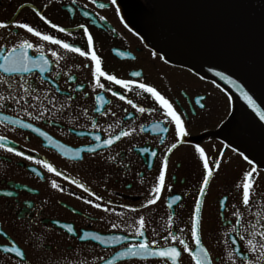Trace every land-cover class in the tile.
I'll list each match as a JSON object with an SVG mask.
<instances>
[{"label": "flooded vegetation", "instance_id": "1", "mask_svg": "<svg viewBox=\"0 0 264 264\" xmlns=\"http://www.w3.org/2000/svg\"><path fill=\"white\" fill-rule=\"evenodd\" d=\"M101 4L105 7H100ZM33 7L53 23L67 28L71 35L45 24L36 16ZM85 11L88 16L84 15ZM0 20L29 23L41 32H48L86 50L87 38L83 29L78 27L84 24L93 36L94 50L101 57L103 70L118 78L142 80L156 87L184 117L187 131V136L182 137V142L168 155L166 184H171L172 188H163L155 205L139 207L149 198L148 193L166 149L175 142L174 126L164 121L159 105L150 94L140 92L137 95L140 90L134 86L125 90L102 79L106 88L121 92L135 104L146 109H158L139 113L105 89L92 87L91 68L84 67L91 63L88 58L66 53L59 46L42 41L23 29L12 28L17 36H11L7 29H0V37H4L0 44L10 45L18 38H27L34 44H43L45 55L50 60L49 48L60 53L63 59L59 68L50 64L49 71L45 73L34 69L30 75H23L35 82L41 89V95L51 88L57 105H69L62 112H54L49 117L52 122L31 120L10 101L7 107L0 108V115L32 123L34 128L47 132L66 147L82 150V159L72 154L65 155L57 145L50 144L33 129L0 122V135L8 137L9 146L51 163L62 173L57 176L43 165L0 149V264H102L98 257L112 260V264H164L162 259L153 257H118L114 260L113 257L128 243L134 242L131 237L140 215L145 217L144 232L149 241L157 239L163 245V237L173 230L182 235L190 246L193 245L190 217L203 177L196 144L205 150L210 167L215 159L221 160L201 197V239L215 264H229L226 252L231 250V243L225 233L232 225L225 220L234 222L232 213L237 208L248 222L257 219L254 215L257 211H264V146L230 123V101L214 82L200 77L175 58V55L189 56L191 52L176 33L162 27L150 0H116L115 4L111 0H52L51 3L50 0H0ZM29 54L35 55V49L29 50ZM57 71L59 76L54 77L52 73ZM133 72L142 75L133 77ZM69 74L74 80L68 79ZM21 75L10 77L17 82L14 87L18 88ZM77 83L84 87L73 92ZM57 86L59 93L55 92ZM6 89L7 85H0L5 95ZM97 94L104 95L111 103L98 105L95 101ZM68 96L72 99L69 100ZM96 107H100L101 112L111 109L116 115H101L94 110ZM85 108L88 109L87 115L83 111ZM93 119L99 125L96 129L91 127ZM117 120L134 128L135 132L108 148L97 149L95 154L89 153L87 147L95 143L89 133L95 132L107 138V126L112 124L113 130H118ZM157 122L168 127L169 131L161 132L158 127L153 130L152 126ZM141 125L144 126L143 131ZM143 148L148 152L141 151ZM153 151L155 156H152ZM239 152L247 155L258 167L256 187L259 195L254 196L250 210L240 203L241 189L236 187L242 180L243 171L250 168ZM117 153L122 155L117 156L115 162L107 160L109 155L116 156ZM141 177L144 183L140 182ZM51 181H56L61 187L54 189ZM74 181L85 184L101 196L103 199L98 202L102 208L87 204L85 199L97 201ZM172 196H180V200L171 201ZM224 197L228 199L222 208L219 201ZM109 201L113 203L108 204ZM105 205L114 207L115 211H104ZM120 205H131L137 211ZM170 214L174 217L171 225L167 220ZM113 223L119 227L112 228ZM65 224L71 225L74 231L69 233ZM180 229L184 230L183 233ZM85 232L102 237L122 235L129 239L119 244L102 243L93 236L80 240L78 237ZM139 239L135 237V240ZM13 244L21 249L22 256L10 251ZM238 246L242 245L238 242ZM180 264H192L187 253L182 254Z\"/></svg>", "mask_w": 264, "mask_h": 264}, {"label": "snow or ice", "instance_id": "2", "mask_svg": "<svg viewBox=\"0 0 264 264\" xmlns=\"http://www.w3.org/2000/svg\"><path fill=\"white\" fill-rule=\"evenodd\" d=\"M52 0H50V3ZM111 3L115 4L116 0H111ZM48 5H45L47 7ZM100 7H105L101 4ZM33 11L36 16L40 18L45 24L50 25L52 29L58 30L60 33L67 32L68 35H71V32L56 23H53L49 20L39 9L33 7ZM119 11V9H117ZM85 16H88L87 11L84 12ZM103 19V17H101ZM78 27L83 29V34L87 38V49L84 50L82 47L76 46L73 43H69L66 40L59 39L56 36L49 34L48 32H41L37 28L31 26L29 23L21 21H3L0 20V29H7L11 36H17V33L12 31V28L26 30L27 33L32 34L35 37H38L42 41L50 42L59 46L61 49L65 50L66 53H76L82 57H86L90 60V64H85V68H91L92 76V87L94 89H105L107 92H110L113 97L118 98L121 101H126L128 105H131L132 108L136 109L139 113L155 112L157 108H148L139 106L133 102L132 99H127L124 94L119 91H114L111 87H107L102 82V79H106L108 82L115 85L122 86L125 90L132 89L133 86L140 91L137 92V95H140V92L150 94L154 101L159 105V110H162L164 121L169 125L174 126V138L175 142L166 149L163 158L161 159L158 173L155 176L154 183L152 184L150 191L148 193L149 198L146 199L139 207L147 208L148 206L155 205L157 200L161 197L162 189L167 187L172 188L171 184H166V173L168 169V155L171 153L181 142L182 137L187 136V131L185 127V119L173 103L161 94L156 87L145 83L142 80L138 81L137 79H122L118 78L114 74H109L102 68L101 57L97 55L94 50V41L93 36L89 33L88 28L84 24H79ZM4 37H0L3 39ZM35 49L36 54L30 55L29 50ZM48 51L51 54L52 59L50 60L44 51V45L41 43L34 44L31 40L27 38H18L15 42L8 44H0V85H7V95H5V90H0V108L7 107L8 102L10 101L14 104L18 111L23 112L31 120H46L47 122H52L50 116L54 112H62L69 105L55 103V95L52 92V89H48L43 92L41 95V89L35 84L34 81L25 78V75H30L34 69H39L40 73H45L49 71L50 64H56L59 68V62L63 57L57 50L49 48ZM155 55V53H153ZM161 59H164L162 56ZM79 67V65H77ZM212 69H209L211 71ZM6 74V75H3ZM15 74H22L18 88L14 87L17 84L16 81L11 80L10 77ZM54 77L59 76V72L52 73ZM140 72H133V77H141ZM216 75L221 79L225 80L229 84L237 87L240 91L241 96L248 102V104L256 111V114L259 116L260 120L264 121V110L257 106L256 102L253 100L252 96L248 92L244 91L242 87L231 76L225 75L224 72H216ZM69 80H74L72 75H68ZM84 86L80 83L75 85V88L72 89L73 92L82 90ZM55 92L59 93L60 89L57 86ZM85 97L88 96V93H84ZM68 99L71 100L72 97L68 96ZM31 100V103H29ZM95 101L98 105H106L111 103L105 99L104 95L97 94L95 96ZM50 105V107L46 106ZM203 106V105H201ZM31 109V110H30ZM96 112H99L101 115H111L115 116L116 113L112 112L111 109H108L107 112H101L100 107L94 109ZM84 114L87 115L88 109L85 108ZM131 115V113H129ZM7 121L13 125H19L25 129H33L35 132L39 133L41 136L45 137L50 144L57 145L61 151L65 154H72L77 158H81V148H68L64 144H61L59 141L54 140L47 132L41 131L40 128H34L32 123H26L24 120L13 118L7 115H0V122ZM115 125L118 126V130H113L114 126L109 124L107 126V132L109 133L107 138H102L101 134L95 132L89 133L90 136L94 138L95 143L87 147L89 153L95 154L96 150L104 147L108 148L113 145L115 141H119L123 137H127L135 132V129L132 127H126L124 123L120 120L115 122ZM91 127L96 129L99 127L98 123L93 119ZM159 128V131L167 133L169 131L168 127H162L157 122L156 125H153L152 128L155 130ZM141 130H144V126L141 125ZM83 134V133H81ZM163 143V140H161ZM0 149H3L5 152L13 153L17 157H22L28 161H34L38 165H43L49 172H55L57 176L62 175L60 171L55 169L51 163H47L44 160L35 159L31 155H26L23 151H18L14 146H9V140L7 136L0 135ZM141 151L147 153L148 149L143 148ZM195 151L199 155V159L202 162L203 167V177L199 185V194L196 197L194 209L190 217L191 225V239L193 245L190 246L189 243L183 238L182 235H178L175 231L169 230L167 236L163 237L165 243L160 245L157 239L148 240L145 237L144 228L146 225L145 217L140 215L136 221V226L134 227V234L131 239L134 242L128 243L121 251H118L113 257V260L118 257H139L142 259H147L150 257L160 258L163 260L164 264H180V259L183 253H187L191 258L192 264H215L214 258L209 251L208 247L204 245L201 239V197L205 194L207 185L209 184L210 178L213 176L215 169L219 168L221 160L219 158L214 160V165L210 167L209 160L205 156V150L201 145H195ZM233 151L237 149L233 148ZM122 155V153H117L116 156L109 155L107 157L108 161L115 162L117 156ZM156 152H152V156H155ZM223 155V153H221ZM239 155L243 157L245 161L250 165L248 170L243 171L242 180L237 183L236 187L241 189L240 203L246 209H251L253 207V198L256 195H259L256 187V180L258 176V167L253 162L252 159H249L247 155L243 152H239ZM151 165H149L150 167ZM33 171H36L33 169ZM139 175V174H137ZM68 179V177H65ZM141 183H144L143 178L140 179ZM78 187L82 188L84 192L89 193L90 196L95 197L96 203L92 199H85L87 204L93 205L95 208H102V204L98 201H101L103 198L98 194L92 192V190L87 187L85 184L74 181ZM51 186L56 189L61 186L57 184L56 181H51ZM63 190V189H61ZM7 195H12V193H7ZM227 197H224L219 201L220 207H225V202ZM171 201L180 200V196H172ZM108 204L113 202L109 201ZM121 208H128L131 211H137L136 207L131 205H120ZM104 211L113 212L115 211L114 207L103 206ZM118 215H123V213H117ZM243 212L240 209L233 211L232 216L234 222L230 220H225V223H229L232 227L229 229L225 235L230 237L231 250L226 252L227 260L229 264H264V211H257L254 215L257 217L255 221H245L243 218ZM173 215L170 214L167 218L168 224L171 225L173 222ZM112 228L119 227L118 224L113 223ZM64 227L69 233H72L74 230L71 225L65 224ZM183 229H180V232L183 233ZM93 236L97 241L102 243L106 242L109 244H119L121 241L129 239L126 236L122 235H113L108 237H102L99 235H94L90 232H85L82 236L78 238L80 240L85 239V237ZM135 237H140L141 239L135 240ZM175 242V243H172ZM238 242L242 246H238ZM227 243V241H226ZM182 247V250H181ZM11 252H14L16 256H22L23 253L21 249L14 244L10 248ZM98 260L102 261V264H112V260L105 259L104 257H98Z\"/></svg>", "mask_w": 264, "mask_h": 264}, {"label": "water", "instance_id": "3", "mask_svg": "<svg viewBox=\"0 0 264 264\" xmlns=\"http://www.w3.org/2000/svg\"><path fill=\"white\" fill-rule=\"evenodd\" d=\"M164 25L179 33L194 55L183 62L231 97V120L264 144V121L231 76L264 110V0H152ZM209 69H212L209 71Z\"/></svg>", "mask_w": 264, "mask_h": 264}]
</instances>
